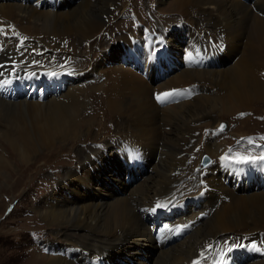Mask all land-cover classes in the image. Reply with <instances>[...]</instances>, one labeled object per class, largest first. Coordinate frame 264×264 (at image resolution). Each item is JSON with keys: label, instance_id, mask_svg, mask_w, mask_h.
Segmentation results:
<instances>
[{"label": "bare ground", "instance_id": "1", "mask_svg": "<svg viewBox=\"0 0 264 264\" xmlns=\"http://www.w3.org/2000/svg\"><path fill=\"white\" fill-rule=\"evenodd\" d=\"M119 2L29 0L23 3L22 0H0V46H4L0 51V68L10 69L13 66H6V63L16 62L19 74L24 71L33 74L32 78L25 76L20 80L27 85V89L17 100L0 99V140L15 155L14 165L21 163L20 169L31 164V157L39 151L54 146L65 149L60 157L64 155L62 157L67 161L72 159L74 162L80 157L83 162L81 173L70 168L65 170L62 180L65 184L62 182L61 187L68 192V197L48 194L44 199V209L39 210L37 216L48 227L61 231L65 241L83 240L88 248L80 249L79 256L73 253V257L67 256L70 245L63 246L59 253L55 248L54 255L40 256L45 260L39 264H85V258L94 262L100 254H103L101 264L106 259L110 264H116L113 260H118L124 248V252L129 254V263L122 264H193L194 261L202 264L208 261L205 256L211 259L215 252L217 259L225 247L235 245H226L230 242L231 233L255 232L249 240L257 239L256 231L264 225V174L247 179L255 174L249 172L242 182L234 163L237 158L228 161L221 158L223 150L227 149L226 143L218 140L219 136L214 133L211 136L198 133L191 153L186 147L194 140V132L218 125L221 115L231 117L239 111L250 112L251 103L264 99V16L257 12L264 13V0H173L171 4L189 26L198 23L191 12L194 9L205 27L213 30L221 27V42L225 45L223 53L228 52L227 58L223 61L218 58L211 67L205 65L204 68L193 67L189 54L197 50L203 39L211 42L209 37L212 34L205 37V32L194 31L192 34L188 29L180 28V32L193 38L186 45L182 38L172 40L168 35L171 32L166 36L165 32L172 29L166 26L167 23L162 30L153 25L147 26L150 33H156L146 41L124 32L116 36V40H106L107 51L94 46L93 42L102 38L100 35L104 27L109 34L114 31L109 26L106 28L105 19L111 22L121 13L127 14L126 3L121 7ZM155 2L159 6L166 0ZM159 14L162 17L164 12L160 10ZM22 22H26L25 26ZM9 30L28 37L26 43L23 44L19 36L13 35L16 39L11 40L4 38V33L9 35ZM138 35L142 37L141 33ZM69 39H72V48ZM62 40L69 48L60 51L57 48ZM149 41L150 47H144ZM154 42L164 44L161 57L157 61L136 60V49L143 55H151ZM85 43L88 53L81 52L85 57L74 56L73 51L83 48ZM172 46L181 50L178 48L175 51ZM17 47L18 51H11ZM95 47L99 49L95 51ZM21 48L26 51L20 53ZM52 49L57 50V54ZM39 51L42 54L38 55ZM94 54L97 61L86 63ZM108 61L111 64L107 67ZM49 62L63 63L70 68L49 69L51 66L48 65L45 69L41 65ZM81 66L87 71L84 72ZM82 87L88 90L83 91ZM79 89L83 92L79 93ZM92 91H102L103 103L97 100L99 96L89 95ZM163 93L171 95L158 101L157 95ZM199 93L208 94L196 97ZM89 97L93 100V108ZM22 99L26 101H19ZM98 104L104 106L102 116L106 113L109 123L112 126L114 123L116 127L103 143L115 134L122 136V142L114 147L115 150L100 145L104 147L101 151L89 149L86 153L83 148L76 147L77 143L80 144V138L89 135L91 127L100 130L103 123L85 118L89 114L84 111L91 107V115H95ZM227 130L226 125L223 132ZM212 136L214 138H210ZM75 147L77 155L74 153L73 157L71 150ZM203 150L208 154L201 153L197 162L204 154L214 161L213 167L206 169L204 175L209 189L199 210L191 212L186 218L196 217L202 211H207L208 217L198 220L195 228L181 240L164 247V242H154L151 235L155 218L152 209L158 202H166L173 197L174 182L184 176L182 169L186 166L182 165L192 163L194 153ZM129 153H133L139 161V167L145 165L142 171L137 168V173L133 172L134 167L128 163ZM88 167L98 173L113 171L110 177L117 189L113 192L107 190L108 201L97 195L98 188L89 193V186H94V181H89L91 174ZM8 168L12 170L13 164L0 154V178L5 182L10 177L5 173ZM127 172H133L134 179L125 183ZM224 179H227V185L222 182ZM235 182H240V185L236 186ZM222 193L227 200L221 198ZM145 218L151 220L150 228L146 226ZM259 231L264 233V229ZM241 235H236L239 242L244 240ZM216 239L222 242H215ZM261 249H264V244H261ZM139 256L143 259H137ZM246 264H264V255H256Z\"/></svg>", "mask_w": 264, "mask_h": 264}, {"label": "rangeland", "instance_id": "2", "mask_svg": "<svg viewBox=\"0 0 264 264\" xmlns=\"http://www.w3.org/2000/svg\"><path fill=\"white\" fill-rule=\"evenodd\" d=\"M155 1L156 0H120V2L118 3V6L122 7L126 3V6H127L126 12L128 13V17L126 16L127 14L121 13L119 16H117V18H113L111 22H109V19L108 21L105 19L104 23H105L106 28L109 26L110 28H114L113 29L114 31H110V34H109V32L104 31L105 30V27H104L100 35L102 36V38L100 37L97 40L95 39L96 41L93 42L94 46H99V48L103 49V51H107V47H105L106 40H110L112 38H115L116 40L117 39L116 36L124 32H126L127 35L134 37L135 39L146 40L148 37H150L152 34H155L156 32L150 33V31H144L145 27L147 28V26L151 27V25H153L159 28L160 30H162L163 26H165L167 23L168 25L166 26L172 28L169 31H167V34L171 32L168 35L170 36L172 40H177L178 38L180 39L182 38L186 42V45H189L190 39H193V38L192 36L190 38V35L186 34L185 32H180V28L184 27L185 31L188 29L189 30L188 32H191L192 34L194 31L207 33L205 37H209L212 34L209 38L212 39L211 45L213 48L221 49L225 47V45L222 44L223 42H221L222 41L221 40L222 34L220 31L221 27H216L214 30L209 28L208 26L205 27L202 20L198 18L199 17L198 13L194 11V9H191V12L193 13V16L197 18L198 23L194 22L192 23V25L189 26L186 20L182 16L181 17L179 16L181 15L180 12H176V7H174L171 4L173 3V0H166L164 4L159 5V6H157ZM112 10H115V9L112 8ZM160 10L164 12V15L166 17L164 15H162V17L160 16L159 14ZM123 15H125V17ZM105 16L106 15H102V17H105ZM134 16L137 17L136 20H132ZM170 18H173L174 21L173 19L171 20ZM167 19H170V20L166 21ZM137 20L140 21L138 24L135 23ZM25 24L26 22H22V25L25 26ZM134 24H137V25L134 26ZM134 27H137V28L133 29ZM172 31H174L173 32L174 36H173ZM216 32L218 35H216ZM139 33H141L142 37H139L138 35ZM64 45H65L64 41L63 40L60 41L57 50L69 48L66 45L65 46ZM69 45L71 48L73 47L72 39H69ZM172 45H175V44H172ZM83 46H84L83 48L78 47L77 50L73 51L74 54L77 56H82L84 58L85 55L81 52L88 53V46L86 43L83 44ZM110 47H113V46L111 45ZM144 47L149 48L150 41L144 44ZM172 47H174L175 51L176 49L179 48L178 46H172ZM99 48L95 47L94 50L96 51ZM15 49L16 48L14 49L12 48L11 51H14ZM52 50L51 51L49 50L50 53L52 52ZM178 50H181V49L179 48ZM190 51H193V50L191 49ZM227 55H228V52L225 51V53H223V55L220 57L222 59H220L219 61L226 60ZM94 56L95 54L92 55L91 57L89 56V61H85V62L92 63L93 60L97 61V57H94ZM115 58L118 59L117 57ZM237 59L238 57L236 58V60ZM216 60H218V58ZM130 62L131 60L128 61V64ZM108 64L110 65L111 61L110 63L109 61L106 62V66ZM41 65L44 66L45 69H48L47 67L48 65L51 66V68L49 67V69L65 68L66 66L70 68V66L66 64L58 65L57 63H52V62H49L48 64H41ZM81 68L84 70V72L87 71V69L84 66H81ZM93 76L95 77L96 75H93ZM100 78L98 80L102 81V79ZM87 80L89 81V79ZM87 80L84 79V81H87ZM85 88L86 87H82L81 89H84L83 91L88 90L87 88L86 89ZM79 91H80L79 93L83 92L80 89ZM101 94H102V91H99V92L92 91L89 95L99 96L97 100H100L103 103L104 95L103 94L101 95ZM207 94L208 93H199L196 97L204 96ZM47 98L49 99V97ZM0 99L6 101L1 96H0ZM19 101H26V100L22 99ZM89 101H92L91 105H93L92 106L93 108L94 104H93V100L91 97H89ZM100 105L99 104L97 105L99 109L97 108L96 110L97 113L95 115L94 114L91 115V111H90L91 107H88V109L84 111L85 114H89L87 116H84L85 118H92L95 121V123L97 122L103 123V127H102L103 129L101 128L99 130L97 127H91L89 135L83 136L82 138H80V141H81L79 142L80 144L77 143L76 147L79 149L83 148V150H85L86 153H89L90 151L89 149L95 150V151H101L104 147H107V146H110L115 150L114 147L122 142V136L115 134V136L109 138L106 141V143H103V140L105 139V137L110 133L113 134V131L116 130V127L114 123H113L114 127L109 123L108 121L109 116L106 115V113H105V116H102L101 112L102 113L104 112V106H100ZM88 111H90V113ZM117 120L119 121L120 118H117ZM218 120H219L218 125L214 127H207L205 128L206 130L202 129L201 131H197L196 133L194 132V134L192 135V139L194 137V140H192L193 143L191 142V144L187 145L186 147L188 152L191 153L192 146H194L197 143L198 133L201 132L203 134L211 136L213 131L219 130L223 122L227 124L228 130L226 132H222L221 134L217 135V137L219 136L218 140L222 139L221 141L222 143L225 141L226 148L227 146L233 147V153H236L237 150L245 149V145L247 144L246 141H248L251 138L252 140L256 141L258 139L257 136L264 133V99H261L259 101L257 100L251 103L250 112L249 111H239V113L237 112L233 114L231 117L221 115L218 118ZM210 138H214V136ZM93 141H99L98 143H101V144L97 145V142H93ZM94 144L97 145L98 147H96ZM100 145L104 147L101 148ZM263 146L264 145L262 143L257 144V146L256 147L254 146L251 151L254 152L255 150H263L264 148ZM76 147L73 150H71L73 157L76 154L75 153V150L77 149ZM64 151L65 149L58 148L57 146H54L49 150L39 151L35 157H31L30 162H29L31 164H28L27 165L28 167L25 166L20 169L19 166L21 165V163H16L17 165L16 164L14 165V161H15L14 159H16L15 155L10 151L7 145H5L2 142V140H0V154H2V156L6 159L9 158L10 162L13 164V167H14L12 168V170L8 168L9 170L6 169L5 171L6 176L7 177L10 176L8 179H6V181L8 182H5V180L0 178V264H39L40 262L45 260L43 258H40V256L54 255L52 253L55 250V248H56V253H59L61 249L64 248L63 246H69V245L70 247L68 249L70 251H73V249L80 250V249L88 248L86 247L87 242L83 240L80 241L77 239H69L68 240L69 242L65 241L64 237L60 235L61 231H59L58 229L56 230L53 227H48V225H46V223L42 221L39 216H37L38 211L44 209L43 208L45 205L44 199H45V196H47L48 194H51L52 196H55V197L59 196L60 198L68 197L67 196L68 192L64 191V188L61 187L62 182L65 184V181H62L65 175V170L70 168L71 170L72 169L77 170L78 173L82 172V164H83L82 158L80 159L79 157L78 160L74 162L72 161V159L67 161L65 157H62L64 155L60 157V154L64 153ZM224 151L225 150H223L222 152L223 155L221 154L223 157L225 155ZM203 152H205V150L197 151L196 153H194L195 154V159L193 161L194 165H196L199 156ZM246 152L247 151H244V153ZM205 153H207V151ZM244 156L246 155H236V156H231V158H243ZM192 158H193V154H192ZM219 158L220 157H218L217 159ZM217 159L216 161H218ZM179 165H182V164H179ZM182 166H186L182 169V174L184 176L188 175L191 169H193L192 163L189 164V162L188 163L186 162V164ZM212 167L213 165L207 169H210ZM88 170L90 171V174H91L89 181L91 182L94 181V184H93L94 186H89L90 187L89 193H93V191L95 192L93 188L94 189L98 188L99 193L97 195H100V197L103 198L102 200L108 201L109 200L108 191L110 190L111 192H113L115 189H117L116 186L113 185L111 177H110L113 171L107 170L102 173H98V172H95V170L92 167L90 169L88 167ZM192 172H195V171H192ZM99 176H100V179H96ZM193 179H196V178H193ZM126 180L127 178H124L125 183L127 182ZM181 181L182 180L177 181V186L179 188V191L180 190L183 191V189L186 188L185 186L180 185ZM76 183H78V181H76ZM191 183L194 184L196 183V181L192 180ZM194 189L196 190V188ZM81 190H82V187H81ZM195 190H192V191L194 192ZM222 195L223 193L220 195L221 198H223ZM223 199L227 200V196ZM150 223H151V220L148 218H145V224L146 226H148V228L151 227V226L149 227ZM260 229H264V225ZM259 230L256 231L257 239L255 240H249V238H251V236H253L255 232H252V233L246 232V233H243V235L238 234V236L241 235V237L246 242H255V244L261 248V244H264V238L260 240V237L264 233ZM81 232L83 231H80V233ZM231 234H234V233H231ZM229 240L230 242L229 243L227 242L226 245H230L232 243L236 244V242L239 241L236 238V235H229L228 241ZM215 242H222V240L220 241V239H216ZM124 249H122V252L119 253L120 257L118 258V260H113L116 264L129 263V259H128L129 254L124 252ZM79 250H77L76 252H78ZM257 256H260V255H257ZM137 259H143V257L139 256ZM103 264H107L106 260L103 262Z\"/></svg>", "mask_w": 264, "mask_h": 264}, {"label": "snow or ice", "instance_id": "3", "mask_svg": "<svg viewBox=\"0 0 264 264\" xmlns=\"http://www.w3.org/2000/svg\"><path fill=\"white\" fill-rule=\"evenodd\" d=\"M0 31H2V29H0ZM191 58V54H189V59ZM171 93H163V94H159L157 95L156 99L158 101H161L165 98H167L168 96H170ZM221 128H223V125L221 126ZM249 143H251V140H249ZM222 159H226V157H222ZM257 159L259 160H264V154H262L260 157H243V158H237L236 162H255ZM161 207V205L158 203L156 205V208H153L152 211H156L157 208ZM239 247H244V245H238ZM232 249L230 248L229 251H231ZM193 264H196V262L194 261Z\"/></svg>", "mask_w": 264, "mask_h": 264}]
</instances>
